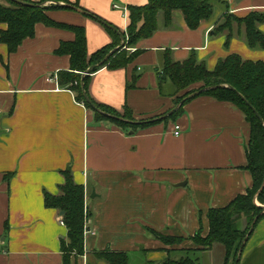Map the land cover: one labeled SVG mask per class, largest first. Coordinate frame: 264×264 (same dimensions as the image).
Masks as SVG:
<instances>
[{"label": "crops", "instance_id": "0c3cea01", "mask_svg": "<svg viewBox=\"0 0 264 264\" xmlns=\"http://www.w3.org/2000/svg\"><path fill=\"white\" fill-rule=\"evenodd\" d=\"M69 1L126 30L128 5L149 0ZM262 10L264 0H242L230 9L239 16ZM48 13L83 25L89 53L114 40L103 25L78 11ZM216 26L211 19L191 29L180 10L170 27L160 18L158 30L138 42L134 49L142 52L127 67H103L91 75L92 97L119 110L130 107L137 122L165 115L176 106L173 85H166V95L159 87L158 69L167 52L175 61L194 52L209 69L238 53L232 42L225 46L226 36L215 39ZM7 27L0 23V29ZM260 28L264 32V24ZM235 31L246 47L244 31ZM74 39L72 31L43 23L15 52L0 39V264L64 263L61 246L68 229L63 212L46 206L45 192L60 193L67 168L85 186L92 212L86 255L72 256L70 264H108L94 255L106 249L128 252L129 264H165L176 253L196 254L200 264H225L224 246L194 248L192 237L208 233L210 208L228 205L253 184L245 167L251 130L245 113L232 102L202 94L175 119L145 128L126 131L96 121L95 112L58 81V72L70 69V57L56 50ZM258 51L243 57L264 61V50ZM134 73L136 86L128 87ZM156 233L181 241L169 243ZM238 264H264V218L250 233Z\"/></svg>", "mask_w": 264, "mask_h": 264}, {"label": "trees", "instance_id": "16d2710c", "mask_svg": "<svg viewBox=\"0 0 264 264\" xmlns=\"http://www.w3.org/2000/svg\"><path fill=\"white\" fill-rule=\"evenodd\" d=\"M6 1L7 5L0 4V23H6L8 27L0 29V39L8 46L11 53L17 51L26 38L35 36L38 23L75 33L74 40L63 41L56 50L57 54L70 57V69L59 71L58 81L62 87L75 92L77 99L95 112L96 121H108L126 131L139 127L145 128L175 119L184 111V105L193 99L185 101L176 112L166 118L137 122L130 107L125 106L124 112H120L118 109L98 102L92 97L90 93L91 75L103 67L111 69L127 67L142 52L141 49H134L138 42L153 36L158 30L161 13L165 27H170L173 24L174 13L180 10L189 28L197 29L202 21L212 18L216 0H149L145 5H128L129 25L126 30L117 27L126 38L125 46L116 50L103 64L85 76H83V72L90 66L101 63L111 50L121 44L120 34L101 21L112 24L111 22L85 9L79 2L23 0L35 4L31 5L17 0ZM48 2L50 4L43 5ZM54 2L71 3L90 12L91 18L101 23L113 35V42L89 53L86 30L83 25L55 20L48 13L57 9H74L56 5ZM223 2L228 4L227 1ZM224 18L225 20L216 26L215 32H229L225 42L226 47L230 46L229 43L232 33L235 31L234 23L236 22L238 23L237 27L244 31L246 42L250 48L264 49V32L260 28L264 24V10L252 11L245 16L231 12L225 14ZM158 75L162 94H168L165 89L168 83L173 85L172 95L176 96L175 105H178L189 94L213 86L214 88L205 90L200 95H209L219 100L234 103L245 113L250 124V138L247 146L248 163L245 167L252 174V186L245 193L237 195L228 205L210 208L208 211V233L202 235V232L199 231L192 237L193 247L198 249H209L215 243L222 244L226 251L225 264L236 252L234 264H238L237 252H239L254 220L258 217L256 225L259 220L264 218V208L255 202V196L264 183V61L245 59L239 53H231L219 59L214 69H209L206 62L199 61L194 52L183 61H175L167 52L162 69H158ZM138 77L139 75L134 73L128 87H135ZM220 84L228 86L215 87ZM195 85L198 86L195 87ZM93 104L100 110L95 109ZM252 106L259 112L263 121L257 116ZM63 174L65 182L60 185V193L52 194L46 191L45 204L48 208H56L63 212L62 220L68 229V236L62 240L61 246L64 254L63 264H70L72 256L77 258L86 255L85 232L87 231V220L92 212L86 204L85 186L75 181L71 168L63 170ZM257 200L264 205V189L258 194ZM240 220H243V226L239 224ZM156 235L169 243L181 241L180 238L176 237H165L159 233ZM94 255L97 259L105 260L108 264H129V254L126 251L106 249L95 251ZM165 264L200 263L197 258L187 255L181 259L169 258Z\"/></svg>", "mask_w": 264, "mask_h": 264}, {"label": "water", "instance_id": "95a60500", "mask_svg": "<svg viewBox=\"0 0 264 264\" xmlns=\"http://www.w3.org/2000/svg\"><path fill=\"white\" fill-rule=\"evenodd\" d=\"M17 1H19V2H22V3H26V4H31V5H35V4H33V3H30V2H26V1H23V0H17ZM242 0H236V2L237 3H240ZM48 3H44L43 5H47ZM54 4H56V5H63V6H66V7H72L74 10H76V11H78V12H80V13H82V14H84V15H86V16H89V17H91L92 15H91V13L90 12H88L87 10H85V9H83V8H80V7H77V6H75V5H73V4H71V3H61V2H54ZM103 24H105V25H107L109 28H111V29H113V30H115L116 32H118L119 34H120V36H121V39H122V41H121V44L120 45H118L116 48H114L113 50H111L107 55H106V57L101 61V63H99V64H95V65H92V66H90L85 72H83V76H85V75H87V74H90L91 73V71L93 70V69H95L96 67H98V66H100L101 64H103L116 50H118V49H121L122 47H124L125 46V42H126V38H125V36L119 31V29L117 28V27H115L114 25H112V24H109V23H107L106 21H101ZM224 86H228V85H226V84H220V85H217V86H215V87H224ZM210 88H214L213 86H209V87H206V88H204V89H200V90H197V91H195V92H193V93H191V94H189L186 98H184L178 105H176L173 109H171L168 113H166L165 115H162V116H160V117H158V118H155V119H153V120H157V119H163V118H166V117H168V116H170L171 114H173L174 112H176L178 109H179V107L180 106H182L184 103H185V101H187L188 99H192V98H195L196 96H198V95H200L203 91H205V90H208V89H210ZM243 97V96H242ZM86 98L87 99H89L87 96H86ZM244 99H245V97H243ZM246 100V99H245ZM93 107L95 108V109H98V110H100L99 108H97V106L96 105H94L93 104ZM252 108H253V110L256 112V114H257V116L260 118V120L261 121H263V118L261 117V115L259 114V112L252 106ZM103 112V111H102ZM105 113V112H104ZM107 114V113H106ZM114 117H116V116H114ZM1 118V117H0ZM119 118V117H118ZM120 119H122V118H120ZM0 126H1V124H0ZM1 131H2V129H1V127H0V133H1ZM264 189V183H263V185H262V187H261V189L259 190V192L256 194V196H255V202L257 203L258 202V200H257V196H258V194L261 192V190H263ZM258 204V203H257ZM262 207L264 208V205H262ZM257 219H258V217H256V219L254 220V222H253V224H252V226H251V229L249 230V233H248V235L246 236V238H245V240L243 241V243H242V245H241V247H240V250H239V252H238V256H237V263L239 262V260H240V258H241V253H242V251H243V248H244V246H245V243H246V241L248 240V237H249V235H250V233L252 232V230H253V228H254V226H255V223L257 222Z\"/></svg>", "mask_w": 264, "mask_h": 264}, {"label": "rangeland", "instance_id": "374dc122", "mask_svg": "<svg viewBox=\"0 0 264 264\" xmlns=\"http://www.w3.org/2000/svg\"><path fill=\"white\" fill-rule=\"evenodd\" d=\"M34 1H39V0H34ZM227 3L228 4H226L225 2H223L222 0H216L215 1V6H214V12H213V16H212V18L211 19H214V23H215V25L217 24V25H219V23H222L224 20H225V18H224V15L226 14H228V13H231V12H227V10H230V9H234V8H236L237 7V5H238V3L236 2V0H229V1H227ZM48 4H50V2H48ZM2 5H7V3H5V4H2ZM236 14V13H235ZM237 15V14H236ZM162 13L160 14V17L159 18H161V20H163V18H162ZM89 17V16H88ZM91 18V17H90ZM210 19V20H211ZM99 23V22H98ZM101 24V23H100ZM238 23H234V27H237L238 25H237ZM102 25V24H101ZM216 28V27H215ZM243 32V31H242ZM228 31H226V32H220V33H216V36H215V39L217 40V39H220L221 40V42L223 41V37L222 36H226V38H225V42L227 41V39H228ZM244 36V34L242 33L241 34V36H239V37H243ZM233 38H235L234 40H233ZM238 40H240L238 37H237V32L235 31V32H233L232 33V38H231V41H230V43L229 44H231V42H232V47H234L235 49H233V51L234 52H238L240 55H242V56H245V55H247V54H249V56H253L254 54H256V53H262V52H260V51H258V52H256L257 50H264V49H252V48H250L249 46H248V44H247V42H246V40H244V39H241L242 41H244L245 42V46L247 47H244V46H242V45H239V41ZM246 49H248V53L246 52ZM251 51V52H250ZM253 51V52H252ZM245 59H247V58H245ZM248 59H250V58H248ZM119 110V109H118ZM120 112H124V110L122 109V110H119ZM258 203V205H261V204H259V201L257 202ZM261 203V202H260ZM239 224L241 225V226H243L244 225V223H243V220H240L239 221ZM220 246L221 247H223V245L222 244H220ZM238 253V252H237ZM221 254V253H220ZM176 255V256H175ZM172 256V259H175L176 257L178 258V259H181L182 257H183V255H181V253H176V254H174V255H171ZM180 256H182V257H180ZM190 256H192V257H197L198 255H196V254H190ZM216 258H217V256H216ZM235 258H236V252H234L232 255H231V257H230V260H229V262L227 263V264H234V260H235Z\"/></svg>", "mask_w": 264, "mask_h": 264}, {"label": "built area", "instance_id": "2783aa9c", "mask_svg": "<svg viewBox=\"0 0 264 264\" xmlns=\"http://www.w3.org/2000/svg\"><path fill=\"white\" fill-rule=\"evenodd\" d=\"M222 1H229V0H222ZM181 130V126L179 124L175 125V134L179 135Z\"/></svg>", "mask_w": 264, "mask_h": 264}]
</instances>
